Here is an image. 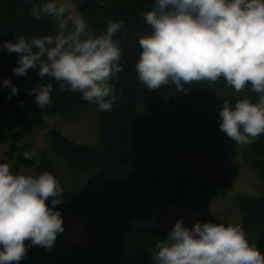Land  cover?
<instances>
[{
  "label": "trees",
  "instance_id": "1",
  "mask_svg": "<svg viewBox=\"0 0 264 264\" xmlns=\"http://www.w3.org/2000/svg\"><path fill=\"white\" fill-rule=\"evenodd\" d=\"M39 2L0 0V44L19 36L54 34L49 18L35 20L29 15L32 4ZM73 2L95 34L105 31L107 20L123 23L114 37L121 44L123 71L112 80L117 94H123L111 111L101 112L78 92L61 93L53 82L52 103L40 109L25 90L49 78H40L33 69L25 76L13 75L18 54L0 48L5 56L0 66V145L6 144L0 162L9 161L13 172L29 174L34 162L23 158L29 151L26 129L41 127L49 117H78L95 110L98 132L92 142L75 143L53 127L46 132V149L38 152L40 164L35 171L52 173L64 189L63 202L54 210L85 221L94 238L83 252L82 263L58 251L51 264H152L149 249L169 231L156 223L155 212L171 205L191 211L205 207L232 183L233 164L223 165L229 154L236 153L264 189V134L232 150L228 145L235 142L219 130L224 101L234 104L248 97L255 102L257 97L247 88L235 92L222 78L213 84L185 85V92L174 87L148 90L138 82L135 64L142 51L139 37L151 32L143 13L154 0ZM4 79L17 86V95L9 98L11 88L3 87ZM236 199L239 225L249 242L264 253V196L236 194ZM47 203L51 207V199ZM41 248L36 246L35 251Z\"/></svg>",
  "mask_w": 264,
  "mask_h": 264
},
{
  "label": "clouds",
  "instance_id": "2",
  "mask_svg": "<svg viewBox=\"0 0 264 264\" xmlns=\"http://www.w3.org/2000/svg\"><path fill=\"white\" fill-rule=\"evenodd\" d=\"M29 15L49 18L54 34L0 44L7 53L18 54L13 75L33 69L49 78L26 94L34 96L40 109L47 108L55 82L61 93L78 92L98 111H111L123 94L112 84L123 71L121 44L114 39L123 23L107 20L105 31L95 34L73 0H40ZM143 19L151 32L138 40L142 51L135 71L142 86L185 92V85L222 78L235 92L247 88L257 98L224 101L219 130L241 145L264 134V0H154ZM3 87L11 88L9 98L18 94L10 79L3 80ZM23 158L34 162L29 174L0 162V264H19L27 255L26 241L51 249L64 231L63 218L54 210L63 202L64 189L52 173L35 171L37 151H25ZM149 251L152 264H264V253L249 242L242 226L209 221L186 226L177 219Z\"/></svg>",
  "mask_w": 264,
  "mask_h": 264
},
{
  "label": "rangeland",
  "instance_id": "3",
  "mask_svg": "<svg viewBox=\"0 0 264 264\" xmlns=\"http://www.w3.org/2000/svg\"><path fill=\"white\" fill-rule=\"evenodd\" d=\"M4 63L5 56L0 53V66ZM53 127L60 130L64 136L75 143H90L98 132V114L95 110H89L78 117H49L41 127L26 129L23 134L24 140L28 143L29 151L40 152L46 149V132ZM184 130L181 127L179 132L182 138H184ZM5 145H0V156L6 149ZM242 146L244 145L230 143L228 148L238 150ZM231 154L223 163L226 167L233 164L232 183L228 188L221 189L205 207L198 211H191L179 205H171L161 212L159 210L155 212L156 223L163 225L168 230L171 229L177 219H183L186 226H191L196 221L239 225L240 211L237 207L236 194L264 196V189L259 185L257 176L255 177L253 174L254 172L243 167L240 159L235 155L236 153L232 152ZM8 164L11 166V162L8 161ZM73 187V185H70L69 188L74 189ZM260 192L262 193L260 194ZM61 217L63 218L64 231L57 235L53 247L51 249L41 248L35 251L32 257L26 260L25 264H51L53 255L58 251L66 252L77 263H82L83 252L92 244L93 235L89 232L85 221L71 219L66 214Z\"/></svg>",
  "mask_w": 264,
  "mask_h": 264
},
{
  "label": "water",
  "instance_id": "4",
  "mask_svg": "<svg viewBox=\"0 0 264 264\" xmlns=\"http://www.w3.org/2000/svg\"><path fill=\"white\" fill-rule=\"evenodd\" d=\"M27 255L19 262V264H25L26 260L30 259L36 250V246H28L27 247Z\"/></svg>",
  "mask_w": 264,
  "mask_h": 264
}]
</instances>
